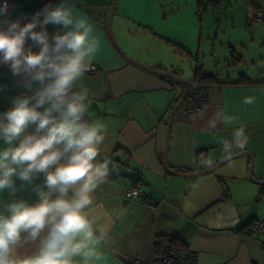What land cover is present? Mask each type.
Returning a JSON list of instances; mask_svg holds the SVG:
<instances>
[{
  "label": "crops",
  "instance_id": "0c3cea01",
  "mask_svg": "<svg viewBox=\"0 0 264 264\" xmlns=\"http://www.w3.org/2000/svg\"><path fill=\"white\" fill-rule=\"evenodd\" d=\"M244 1L245 5L242 0H216L220 9L201 15L197 0L116 1L111 30L126 55L169 69L188 82L196 71L215 78L200 114L187 115L181 105L172 119L167 154L172 170H205L246 150L253 156L254 178L264 181V70L239 68L247 59L252 65L264 59L257 52L264 24L246 25ZM111 2L71 0L74 14L89 21L99 41L92 61L99 73L86 72L78 87L88 91L86 119L107 129L96 162L115 172L110 174L113 178L105 176L93 194L91 213L107 225V240L100 248L105 259L99 264L149 260L165 244L195 251L198 264H264V230L249 231L253 222L264 223V185L248 178L249 159L238 157L191 178L165 171L166 123L181 88L119 53L106 27ZM234 2L241 8L232 9ZM59 3L8 0V18L26 23L46 4ZM48 31L56 28L49 25ZM0 85L5 86L0 91L3 113L11 106L9 97L24 90L4 67ZM246 97L254 103L244 104ZM238 130L246 140L244 149L233 145L225 152L223 142H232ZM4 147L0 140V149ZM133 185L140 193L126 199L125 190ZM30 187L17 198L34 203ZM7 199V192L0 194V202ZM35 251L36 246L29 245L20 254Z\"/></svg>",
  "mask_w": 264,
  "mask_h": 264
},
{
  "label": "clouds",
  "instance_id": "9594fccd",
  "mask_svg": "<svg viewBox=\"0 0 264 264\" xmlns=\"http://www.w3.org/2000/svg\"><path fill=\"white\" fill-rule=\"evenodd\" d=\"M8 7L7 0L0 4V67L24 91L9 97L11 106L0 113L6 146L0 149V194H8L0 202V264H99L107 225L91 209L107 174V165L96 162L107 129L86 119L88 91L78 87L99 41L71 0L46 4L26 23L9 19ZM242 137L236 131L232 142H223L224 151L233 145L243 150ZM25 186L34 203L17 198ZM29 245L36 251L21 255Z\"/></svg>",
  "mask_w": 264,
  "mask_h": 264
},
{
  "label": "built area",
  "instance_id": "2783aa9c",
  "mask_svg": "<svg viewBox=\"0 0 264 264\" xmlns=\"http://www.w3.org/2000/svg\"><path fill=\"white\" fill-rule=\"evenodd\" d=\"M3 3L4 0H0V4ZM197 3L198 13L201 15L208 7L215 6L216 0H197ZM246 3L247 24L251 25L254 21H264V10L254 9L248 0H246ZM199 4L201 5L200 8ZM0 19H2V17H0ZM87 72L96 74L99 73V69L92 64L90 70ZM186 86L188 94L185 98L183 111L187 115L196 116L200 114L203 104L208 98L210 84L204 83L194 77ZM139 193L140 187L134 185L125 190L124 197L130 199L139 195ZM262 230H264V223L262 222H253L249 229L252 233H259ZM130 264H198V254L189 248L165 244L162 252L158 256L150 260L134 259Z\"/></svg>",
  "mask_w": 264,
  "mask_h": 264
},
{
  "label": "water",
  "instance_id": "95a60500",
  "mask_svg": "<svg viewBox=\"0 0 264 264\" xmlns=\"http://www.w3.org/2000/svg\"><path fill=\"white\" fill-rule=\"evenodd\" d=\"M116 1L117 0H112L111 2V9H110V13L107 17V21H106V27H107V31L112 39L113 45L115 46V48L119 51V53L129 62L134 63L136 65L141 66L142 68L151 71L161 77H164L166 79L175 81L177 84H179L181 86V97L178 99V101L175 103V105L173 106L170 114H169V118L168 121L166 123V144H165V149L163 152V167L165 169V171H167L168 173L174 174V175H178L181 177H196V176H200V175H205L208 173H211L213 171H215L217 168H219L220 166L228 163L229 161L238 158V157H247L250 161L249 164V173H248V178L250 179V181L260 184V185H264V181H259L256 180L253 176V156L250 153V151H240L226 159H224L223 161L217 163L216 165L205 169V170H201V171H195V172H190V173H182L179 171H175L172 170L169 166H168V162H167V154H168V148H169V140H170V127L172 124V119L175 115V113L177 112V110L179 109V107L182 105V103L184 102L187 93H188V89L187 86L185 85L187 83V81L179 76H177L176 74H174L172 71H170L169 69H156L154 68L152 65H146V64H142L138 61H136L135 59L130 58L128 55H126L123 50L120 48V46L118 45L116 39L114 38L113 34H112V30H111V19H112V15L114 12V8L116 5Z\"/></svg>",
  "mask_w": 264,
  "mask_h": 264
},
{
  "label": "rangeland",
  "instance_id": "374dc122",
  "mask_svg": "<svg viewBox=\"0 0 264 264\" xmlns=\"http://www.w3.org/2000/svg\"><path fill=\"white\" fill-rule=\"evenodd\" d=\"M242 3H244V5H245V1L244 0H242ZM255 3H258L260 6H261V8H264V0H255ZM241 6H242V4H236L235 2L232 4V9H240L241 8ZM260 8V9H261ZM220 9V5H219V3L215 6V7H208L207 9H206V13H210V12H212V11H216V10H219ZM261 10H264V9H261ZM204 13V12H203ZM246 22V21H245ZM260 24H264V23H260V21H254V22H252V24L251 25H260ZM246 25H247V23H246ZM249 26V25H248ZM259 38H261L260 40H261V45L258 47V49H257V52H258V54H261V56H262V58H264V36H261V37H259ZM209 57L208 56H206L205 57V59L204 60H206V59H208ZM253 64L254 65H252L251 64V61L249 60V59H247L246 60V64H243V65H241V66H239V68L240 69H246V68H248V69H250V70H252V71H254L255 69H261V70H264V59H262V60H256V61H254L253 62ZM244 66V67H243ZM231 80V79H230Z\"/></svg>",
  "mask_w": 264,
  "mask_h": 264
},
{
  "label": "trees",
  "instance_id": "16d2710c",
  "mask_svg": "<svg viewBox=\"0 0 264 264\" xmlns=\"http://www.w3.org/2000/svg\"><path fill=\"white\" fill-rule=\"evenodd\" d=\"M249 1V3L252 5V7L254 8V9H259V8H257L255 5H254V3H255V0H248ZM199 6H201L200 4H199ZM200 8V7H199ZM262 23H264V21H261ZM195 77L197 78V79H199L200 81H202V82H204V83H208V84H210V83H213L212 81L214 80L215 81V78L212 76V75H207V74H202V73H200V72H198V71H196L195 72ZM202 157V155H200V154H198V159L199 158H201ZM115 173V172H114ZM110 169H108L107 170V174H106V177H108V178H113V177H115V176H112V175H110V174H114ZM171 241V240H170Z\"/></svg>",
  "mask_w": 264,
  "mask_h": 264
},
{
  "label": "flooded vegetation",
  "instance_id": "af4514ba",
  "mask_svg": "<svg viewBox=\"0 0 264 264\" xmlns=\"http://www.w3.org/2000/svg\"><path fill=\"white\" fill-rule=\"evenodd\" d=\"M167 81L169 82V83H171V84H173V85H175V87L178 85L175 81H172V80H169V79H167ZM190 82V81H189ZM188 81H187V83H189ZM188 94V93H187ZM185 104V100H184V102L182 103V105H184ZM173 108V107H172ZM172 110V109H171Z\"/></svg>",
  "mask_w": 264,
  "mask_h": 264
},
{
  "label": "bare ground",
  "instance_id": "6f19581e",
  "mask_svg": "<svg viewBox=\"0 0 264 264\" xmlns=\"http://www.w3.org/2000/svg\"><path fill=\"white\" fill-rule=\"evenodd\" d=\"M187 84H188V83H186L185 85H187ZM177 86H178L179 88H181V86H180L179 84H178ZM186 97H187V96H186ZM133 186H134V185H133ZM149 260H150V259H149Z\"/></svg>",
  "mask_w": 264,
  "mask_h": 264
}]
</instances>
